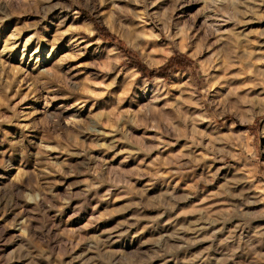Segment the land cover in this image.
Returning a JSON list of instances; mask_svg holds the SVG:
<instances>
[{"label":"rangeland","instance_id":"rangeland-1","mask_svg":"<svg viewBox=\"0 0 264 264\" xmlns=\"http://www.w3.org/2000/svg\"><path fill=\"white\" fill-rule=\"evenodd\" d=\"M263 49L264 0H0V264H264Z\"/></svg>","mask_w":264,"mask_h":264},{"label":"trees","instance_id":"trees-1","mask_svg":"<svg viewBox=\"0 0 264 264\" xmlns=\"http://www.w3.org/2000/svg\"><path fill=\"white\" fill-rule=\"evenodd\" d=\"M173 66H175V60H174V58H170V59L168 60V62L166 63L165 67H166L167 69H171ZM162 70H165V69H161V71H162Z\"/></svg>","mask_w":264,"mask_h":264},{"label":"built area","instance_id":"built-area-1","mask_svg":"<svg viewBox=\"0 0 264 264\" xmlns=\"http://www.w3.org/2000/svg\"><path fill=\"white\" fill-rule=\"evenodd\" d=\"M261 64L264 67V49L261 51Z\"/></svg>","mask_w":264,"mask_h":264}]
</instances>
